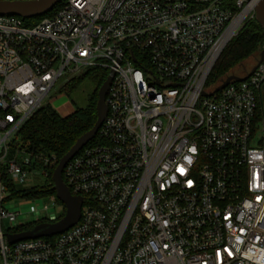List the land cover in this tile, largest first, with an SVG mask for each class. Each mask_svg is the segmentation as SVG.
Listing matches in <instances>:
<instances>
[{"label":"built area","instance_id":"2783aa9c","mask_svg":"<svg viewBox=\"0 0 264 264\" xmlns=\"http://www.w3.org/2000/svg\"><path fill=\"white\" fill-rule=\"evenodd\" d=\"M257 1L66 0L33 27L0 17L3 264H264V127L253 125L264 64L220 91L208 83ZM93 68L113 73L108 115L63 171L81 218L8 244L3 221L20 213L5 206L31 200L11 197L3 173L28 189L57 163L34 167L16 136L62 78ZM37 200L56 213L38 222L65 216L55 196Z\"/></svg>","mask_w":264,"mask_h":264},{"label":"trees","instance_id":"16d2710c","mask_svg":"<svg viewBox=\"0 0 264 264\" xmlns=\"http://www.w3.org/2000/svg\"><path fill=\"white\" fill-rule=\"evenodd\" d=\"M66 0L49 14L35 18L26 19L25 25L33 27L43 19L55 15L64 5ZM264 49V27L259 24L256 18L248 19L238 35L227 45L219 60L214 66L209 77V85L218 86L229 76H232L234 70L239 66L258 55ZM108 77V71L93 68L87 69L79 75L72 78L69 82L63 84L59 93L70 97L79 87L87 82L94 86V91L88 99L87 107L77 108L74 113L67 117L60 116L50 105H46L38 110L19 130L14 150H20L35 158L34 167L41 168V162L37 160L50 157L56 158V165L47 170L48 177L44 185H36L28 189H21L11 181L7 173H3L2 179L7 186V191L11 197L19 199H42L55 196L53 189L52 174L59 161L70 151L76 141L84 134L89 132L97 121V103L98 92ZM264 85L258 93L257 109L254 116V131L261 130L264 123ZM98 142L95 138L86 147ZM14 153V152H12ZM61 204V202L58 201ZM40 223L19 226L12 229H5L6 234H17L31 230Z\"/></svg>","mask_w":264,"mask_h":264},{"label":"water","instance_id":"95a60500","mask_svg":"<svg viewBox=\"0 0 264 264\" xmlns=\"http://www.w3.org/2000/svg\"><path fill=\"white\" fill-rule=\"evenodd\" d=\"M63 0H0V17L16 16L23 19H35L51 13L56 6L62 3ZM252 1V0H247ZM255 18L259 24L264 27V0H258L254 7ZM264 64V49L260 54V60L257 65L246 74L244 77L229 76L216 91L222 90L231 82L241 83L248 79L258 68L259 65ZM113 79L111 73L98 92L97 103V121L93 128L82 135L70 149V151L59 161L57 167L52 174L53 189L56 198L61 202L65 208V216L55 223H40L31 230L17 233L5 234L4 237L8 244H15L25 240H33L45 237H52L62 234L74 227L81 218V209L83 199L81 197H74L71 195L69 189L63 181V171L67 164L90 142L97 136L98 131L102 127L107 115L108 107L106 105V97Z\"/></svg>","mask_w":264,"mask_h":264},{"label":"rangeland","instance_id":"374dc122","mask_svg":"<svg viewBox=\"0 0 264 264\" xmlns=\"http://www.w3.org/2000/svg\"><path fill=\"white\" fill-rule=\"evenodd\" d=\"M63 2V1H62ZM61 9V8H60ZM260 54L255 55L253 58L239 66L234 70L232 75L244 77L249 73L253 67L257 65L260 60ZM64 83V78L59 81L58 87L50 94L48 100H46L47 105L49 104L60 116L67 117L75 112L77 108L84 109L87 107L88 99L94 91V86L85 82L79 89L73 93L70 97L65 94L59 93V85ZM264 91V88H263ZM264 127V123H263ZM33 184H43V179H36ZM51 197V196H50ZM28 200V199H27ZM45 205L49 206V210H44ZM6 211L10 213H20L17 221L10 225L6 220L3 221V226L5 229H12L19 226H26L34 224L38 221L48 222L44 220L53 221L56 218L54 204L50 200H31V201H17L15 204H7L5 206ZM40 223V222H38ZM0 264H3L0 259Z\"/></svg>","mask_w":264,"mask_h":264}]
</instances>
